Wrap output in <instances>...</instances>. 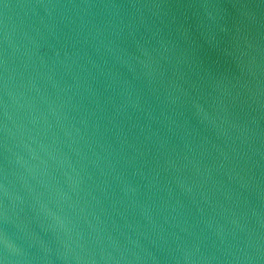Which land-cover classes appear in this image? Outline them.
<instances>
[{
  "label": "water",
  "instance_id": "obj_1",
  "mask_svg": "<svg viewBox=\"0 0 264 264\" xmlns=\"http://www.w3.org/2000/svg\"><path fill=\"white\" fill-rule=\"evenodd\" d=\"M0 264H264V0H0Z\"/></svg>",
  "mask_w": 264,
  "mask_h": 264
}]
</instances>
